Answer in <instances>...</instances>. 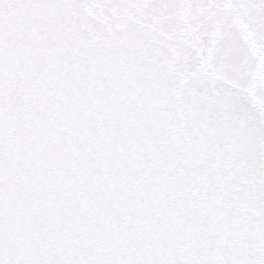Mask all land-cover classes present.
Here are the masks:
<instances>
[{
    "label": "snow or ice",
    "instance_id": "obj_1",
    "mask_svg": "<svg viewBox=\"0 0 264 264\" xmlns=\"http://www.w3.org/2000/svg\"><path fill=\"white\" fill-rule=\"evenodd\" d=\"M0 264H264V0H0Z\"/></svg>",
    "mask_w": 264,
    "mask_h": 264
}]
</instances>
